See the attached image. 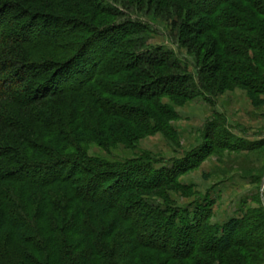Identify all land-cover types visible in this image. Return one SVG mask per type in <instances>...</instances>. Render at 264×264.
Masks as SVG:
<instances>
[{
    "label": "trees",
    "instance_id": "1",
    "mask_svg": "<svg viewBox=\"0 0 264 264\" xmlns=\"http://www.w3.org/2000/svg\"><path fill=\"white\" fill-rule=\"evenodd\" d=\"M156 21L192 71L148 44ZM237 89L261 104L264 0H0V264H264L258 197L222 224L208 196L170 197L196 198L179 180L209 157L263 142L214 120L169 167L139 148H179L177 110Z\"/></svg>",
    "mask_w": 264,
    "mask_h": 264
},
{
    "label": "rangeland",
    "instance_id": "2",
    "mask_svg": "<svg viewBox=\"0 0 264 264\" xmlns=\"http://www.w3.org/2000/svg\"><path fill=\"white\" fill-rule=\"evenodd\" d=\"M151 25L155 32L148 44L164 46L167 50L174 51L180 61L189 65V71H192V60L185 50L177 48L167 24L156 21ZM260 101L261 104L254 107L246 93L238 89L218 96L211 105L197 99L177 110L179 118L173 126L179 136V148L170 145L159 134L141 140L139 148L162 157L166 161V167H169L170 160L183 159L184 151H191L199 145L200 130L206 123H213L214 120L225 123L228 132L238 139L250 143L263 142L264 145V97ZM90 155L107 157L95 148L90 150ZM126 155L129 154L120 148L111 157L122 159ZM263 167L264 148L249 154L223 150L221 154L206 159L197 170L180 178L181 184L193 187V191L197 193L196 198L182 199L176 194H171L170 197L179 206H185L193 201L200 202L208 196V201L214 202L212 221L222 224L231 217H239L243 206L245 209L258 208L259 205L251 201L252 197H258L264 208V170L263 176H259ZM259 177L260 180L257 181Z\"/></svg>",
    "mask_w": 264,
    "mask_h": 264
},
{
    "label": "water",
    "instance_id": "3",
    "mask_svg": "<svg viewBox=\"0 0 264 264\" xmlns=\"http://www.w3.org/2000/svg\"><path fill=\"white\" fill-rule=\"evenodd\" d=\"M264 184V179L262 180V185ZM262 197V196H261ZM263 205H264V202H263Z\"/></svg>",
    "mask_w": 264,
    "mask_h": 264
},
{
    "label": "crops",
    "instance_id": "4",
    "mask_svg": "<svg viewBox=\"0 0 264 264\" xmlns=\"http://www.w3.org/2000/svg\"><path fill=\"white\" fill-rule=\"evenodd\" d=\"M235 100V99H234Z\"/></svg>",
    "mask_w": 264,
    "mask_h": 264
}]
</instances>
